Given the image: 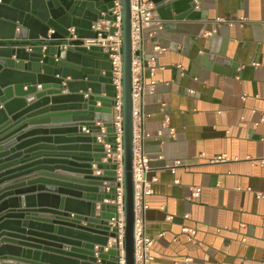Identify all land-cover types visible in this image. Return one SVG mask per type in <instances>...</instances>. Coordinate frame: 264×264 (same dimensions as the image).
<instances>
[{
	"label": "water",
	"instance_id": "water-1",
	"mask_svg": "<svg viewBox=\"0 0 264 264\" xmlns=\"http://www.w3.org/2000/svg\"><path fill=\"white\" fill-rule=\"evenodd\" d=\"M151 2L163 20H183L195 7L193 0ZM112 6L0 0V264H118L108 225L116 184L92 170L105 157L101 132L115 151L111 67L100 48L81 47L97 37L98 19H113ZM71 27L77 39L67 42ZM121 27L122 259L134 264L129 0H121Z\"/></svg>",
	"mask_w": 264,
	"mask_h": 264
},
{
	"label": "crops",
	"instance_id": "crops-1",
	"mask_svg": "<svg viewBox=\"0 0 264 264\" xmlns=\"http://www.w3.org/2000/svg\"><path fill=\"white\" fill-rule=\"evenodd\" d=\"M193 3L179 21L163 20L155 9L162 29L143 42L156 81L142 124L151 135L144 140L151 264L186 257L191 264H264V198L257 197L264 164L256 161L264 159V0ZM220 155L229 161L211 162ZM100 168L112 176L110 164Z\"/></svg>",
	"mask_w": 264,
	"mask_h": 264
},
{
	"label": "built area",
	"instance_id": "built-area-1",
	"mask_svg": "<svg viewBox=\"0 0 264 264\" xmlns=\"http://www.w3.org/2000/svg\"><path fill=\"white\" fill-rule=\"evenodd\" d=\"M113 6L110 10V16L113 19H98L91 29L97 33L94 39H82L81 47L89 49L96 46L108 55L110 62L111 86L113 87V96L111 98V121L109 126L112 129L114 137V152L111 151L110 144L104 143L103 138L106 136L101 132V136L97 137V142L103 145L105 157L101 159V164H113L115 168L112 170L114 178V195L112 202L116 206V218H111L108 221L110 229H115L117 239V250L119 251L118 264H123L122 252V237L124 229V218L122 211V84H121V49H122V27H121V0H112ZM130 5V43H131V102H132V178L134 184V264H151L153 257L150 250L153 246L154 239L149 238L145 234L144 229V212L147 209L145 198L152 193L151 181L147 179L149 171L150 159L144 152V140L151 137L149 133L143 131L142 124L145 117L143 112L144 98L147 95H152L155 91L156 81L153 77L152 66L144 59L143 42L145 36L152 37L156 30H161V20L155 15V5L151 0H129ZM104 14H102L103 16ZM243 20V19H241ZM218 22L223 20L217 19ZM69 37L66 41L76 40L74 28L68 29ZM74 47L73 45L65 44ZM163 49L153 47L154 53H159ZM182 70L180 65L176 66ZM149 76L151 79H147ZM194 91L190 90L189 94ZM260 122L264 124V114L260 118ZM101 125L102 124H98ZM161 131H157L156 136H161ZM168 137L173 139L175 132L173 129L168 130ZM110 161V162H109ZM229 161L225 155L214 157L212 163H225ZM232 161H237L234 158ZM260 165L264 164V159L256 160ZM180 163L176 161L174 166ZM94 175H102L100 165L92 163ZM198 191L193 190L191 198H197ZM258 198H264V192L257 194ZM191 236V235H190ZM192 260L189 257L184 258L181 262L173 264H191Z\"/></svg>",
	"mask_w": 264,
	"mask_h": 264
}]
</instances>
